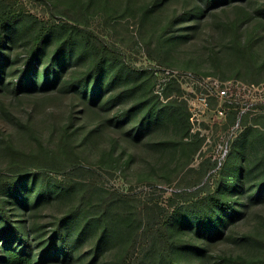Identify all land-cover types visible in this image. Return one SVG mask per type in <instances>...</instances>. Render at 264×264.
Listing matches in <instances>:
<instances>
[{"label": "trees", "instance_id": "16d2710c", "mask_svg": "<svg viewBox=\"0 0 264 264\" xmlns=\"http://www.w3.org/2000/svg\"><path fill=\"white\" fill-rule=\"evenodd\" d=\"M167 1L134 2L137 6L132 10L138 13L139 24ZM101 3L102 0H68L57 17L50 19L36 15L15 0H0V90L12 60L20 57L8 28L29 20L33 32L21 56L18 73L13 72L19 77L10 81L12 92L31 94L58 87L68 98L65 122L59 126L54 146L37 139L34 148L25 150L10 139H1L10 157V167L0 171V264L83 262L81 246L89 235L94 240L86 264L98 260V251L105 243L119 246L112 264H125L131 256L134 264H185L180 259L181 253L176 251L182 246L196 250V256L189 259L191 264H206L207 244L220 237L224 226L241 213L246 191L252 197L264 199V128L257 126L258 118L250 120V110L242 114L233 107L227 110L224 128L237 120L239 126L227 140L224 158L218 164L217 158L204 156L197 170L190 166L189 171L195 169L201 176L207 174L206 178L198 180L191 189L173 191L166 206L144 205L140 201L137 206V199L125 198L114 189L98 188L88 177L103 173L125 175L137 158L134 148H138L143 136L149 149L144 148L151 152V161L144 162L153 171H161L166 182L171 181L173 171L188 165L199 150L203 154L201 147L206 136L192 130L181 82L164 73L172 67L169 51L176 41L192 39L203 24L209 26L211 11L231 6L238 14L225 24L233 33L230 44L251 70L257 71L252 51L253 43L259 39L255 37L257 33L247 34L250 36L241 43L238 31L252 18L256 20L254 29L264 31V2L259 4L255 16L245 10L242 0H183L181 8L173 9L167 17L153 44L149 41L141 44L146 57L153 61L148 67L129 61L121 45L105 36V32L108 35L105 27L113 25L119 15H109L103 7L107 14L104 30L94 26L96 15L89 8L97 9ZM49 39L53 40L50 62L42 63L37 73ZM210 59L215 66L212 71L200 73L193 67L191 72L216 74L221 79L239 75L238 69L226 74L217 54L212 53ZM28 72L30 80L26 81ZM251 80L255 81V77ZM104 135L108 145L99 147L101 143L93 139ZM89 140L96 141L99 149L92 162L78 153ZM174 160L176 165L169 169L170 161ZM66 170L82 172L88 182L73 185L50 174ZM37 177L38 186L29 187L27 178ZM49 179L53 186L49 185ZM18 192L22 194L20 199L13 201L11 194ZM63 196L70 198V205L54 217L50 232L40 231L39 212L53 203L61 204ZM177 227L178 232L182 227L193 228L199 242L172 235ZM249 236L264 248V235L257 232ZM218 259L228 264H264V249L253 257L229 255Z\"/></svg>", "mask_w": 264, "mask_h": 264}, {"label": "rangeland", "instance_id": "374dc122", "mask_svg": "<svg viewBox=\"0 0 264 264\" xmlns=\"http://www.w3.org/2000/svg\"><path fill=\"white\" fill-rule=\"evenodd\" d=\"M48 4L43 0H15L17 4H23L25 9L30 10L36 15L43 16L44 18L57 17V14L67 5L68 0H47ZM141 0H102V3L97 9L90 7L91 12H95L94 26L103 29L105 26L104 18L107 17L108 12L110 14L119 15L117 20L112 24H108L104 33L110 40L117 42L123 50L126 52V57L129 61L138 66L148 67L153 64L150 61L141 47L144 41H149L153 44L154 40L160 33V28L165 23L168 16L171 15L173 9H180L183 0H168L162 6L157 8L147 18L146 22L141 25L138 20V13L132 10V7L137 6L134 2ZM245 10L249 13H253L257 16L259 10V4L264 0H242ZM51 2V3H50ZM72 7L75 8V5ZM104 7V11L102 8ZM244 13V12H239ZM238 12L231 6H228L227 10L221 8L215 9L210 12L208 18L211 22L209 26L203 24L199 32L192 36V39L186 41H176L170 51V61L172 64L171 70L177 72H194L191 68L196 67L198 71H212L214 65L211 62L210 56L217 54L223 70L226 74L238 69L239 75L234 78L245 83L261 84L264 83V31L263 29H254L256 24L255 18L250 19L248 22L243 23L239 28L240 42L243 43L250 35L256 34L255 37L259 39L253 43L252 51L254 52V65L257 66V71H252L248 66L245 58L241 56L236 49H234L230 41H232L233 33L226 27V23L230 22L237 16ZM57 19V18H56ZM113 20V19H111ZM9 37L12 40L13 45L19 53V58H14L9 71L6 73L5 79H3V88L0 90V171H4L9 168L10 157L5 152L4 141L1 139H10L16 147L29 150L34 148L37 144V139L41 140L51 146H54L58 138V129L65 121L68 111V98L63 92L58 91L57 88H52L43 92H34L27 94L15 95L12 92L10 81L15 80L16 76L14 71L18 73L19 65L21 63L22 54L29 46V37L33 32V27L29 28V20L25 23L17 22L14 26H9ZM46 45L45 52L42 53V58L37 67V73H40L42 63H49V55L52 52V44ZM166 70L171 71L169 68ZM31 72V71H30ZM26 74V81H29V73ZM191 72V73H192ZM166 73V71L164 72ZM13 74V76H12ZM167 74V73H166ZM196 74V73H195ZM37 74H35L36 76ZM200 76L201 74H198ZM39 77V75H37ZM160 76H163L160 74ZM202 77L208 75H201ZM214 78H218L216 74H210ZM229 77V76H227ZM251 77H255V81L251 80ZM221 79V78H219ZM229 79V78H224ZM183 93H188V85L181 82ZM190 94V93H189ZM254 109H251L250 117L251 121L257 120V126L264 128V103L255 104ZM217 106L212 102L211 106L205 109L200 115L193 118V123L196 127H192L194 131L199 130L205 134V141L202 144L203 154L200 150L193 156V160L185 167L177 168L174 173L171 174V181L166 182L162 177V173L159 170L153 171L151 166L146 165L144 162L146 159L150 160L151 152H146L145 144L147 139L143 136L138 143V148H134L137 152V158L134 163L131 164V168L127 169L125 175L117 174L115 176H109L105 173L102 175L92 174L90 177L96 187L114 189L124 195L125 198L137 199L136 204L140 203L155 204L166 206L168 196L172 195L173 191H179L183 189H191L200 179H205L207 174L201 176L197 172L196 168L199 166V162L206 157L216 158L220 153L222 146L225 145L226 140L230 139L232 132L237 131L236 126L230 124L229 128H224V124L227 122L226 112L219 114L217 112ZM254 117V118H253ZM204 124V125H203ZM206 125V126H205ZM234 126V127H233ZM112 135V132H109ZM93 140H98L101 144L98 146H107V135L104 138L98 139L97 136ZM106 139V140H105ZM96 141L89 140L88 144L84 148L79 149L78 153L81 158L87 159L90 162L98 157V147ZM145 147V148H144ZM98 149V150H97ZM149 149V148H148ZM143 158L144 160H142ZM151 161V160H150ZM63 162V160H61ZM66 164L67 161L64 160ZM176 165L175 160L170 161L169 169L174 168ZM194 167V170H188L189 167ZM34 170L33 167H30ZM71 171H57L50 172L52 176L63 178L71 181L73 185L79 181L88 182V179H83L82 172L77 174ZM59 178V179H60ZM69 178V179H67ZM63 179V180H65ZM151 182L148 183V180ZM62 180V179H61ZM27 182L30 186H38L40 179L37 177L35 180L27 178ZM50 186H53V181L48 180ZM155 185V186H153ZM54 187H57L56 185ZM157 190H154V188ZM58 188V187H57ZM5 192V189H4ZM229 191L226 192L228 194ZM230 194V193H229ZM4 195V194H3ZM22 194H11V199H20ZM63 202L61 204L53 203L52 207H45L37 216V224L40 227V231L50 232L52 230L53 219L55 216H60L70 205L69 197H61ZM245 200L242 206L240 214L236 215L233 220L224 226L223 234L217 239H213L208 245V249L205 252L206 264H228L226 260H219L218 256H236L242 255L244 257H253L262 252L263 244L255 243L250 238V234L257 233L264 235V199L260 197H252L249 191L243 198ZM178 227L172 232V235H177L180 239H187L189 241H197L198 237L194 233L193 228L182 227L178 232ZM203 238H205L203 236ZM94 236L89 235L81 246V252L84 255L83 262L75 264H86L91 258L89 251L90 245L93 243ZM119 246L116 243H105V246L101 247L98 251L97 259L94 264H112L114 259V253L118 252ZM176 251L180 254V259L185 264H191V257L196 256V250L189 246H182ZM81 253V254H82ZM193 261L196 260L192 259Z\"/></svg>", "mask_w": 264, "mask_h": 264}, {"label": "built area", "instance_id": "2783aa9c", "mask_svg": "<svg viewBox=\"0 0 264 264\" xmlns=\"http://www.w3.org/2000/svg\"><path fill=\"white\" fill-rule=\"evenodd\" d=\"M165 71L171 76H176L180 82L183 80L188 85L189 92H186L184 97L188 101L191 123H193V118L200 115L206 108L208 109L212 102L217 106L216 109L219 114H224L230 107L238 109L239 114H242L247 110L254 109L255 104L264 103V83H245L234 78L219 79L209 75L205 77L197 76L191 72ZM234 124L237 128L239 120ZM192 127L199 129L194 124ZM226 151L227 140L216 156L218 164L224 158ZM71 174L73 175V173ZM60 179H65V177ZM129 253L131 254V250H129ZM125 264H134L132 256Z\"/></svg>", "mask_w": 264, "mask_h": 264}]
</instances>
